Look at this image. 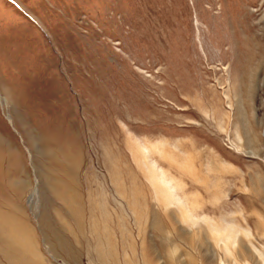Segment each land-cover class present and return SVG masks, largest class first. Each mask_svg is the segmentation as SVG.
I'll use <instances>...</instances> for the list:
<instances>
[{"label":"rangeland","instance_id":"rangeland-1","mask_svg":"<svg viewBox=\"0 0 264 264\" xmlns=\"http://www.w3.org/2000/svg\"><path fill=\"white\" fill-rule=\"evenodd\" d=\"M0 264H264V0H0Z\"/></svg>","mask_w":264,"mask_h":264}]
</instances>
